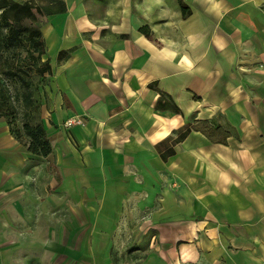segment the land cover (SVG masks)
I'll return each instance as SVG.
<instances>
[{
  "label": "crops",
  "instance_id": "0c3cea01",
  "mask_svg": "<svg viewBox=\"0 0 264 264\" xmlns=\"http://www.w3.org/2000/svg\"><path fill=\"white\" fill-rule=\"evenodd\" d=\"M63 1L40 31L67 154L0 118V264H264V0Z\"/></svg>",
  "mask_w": 264,
  "mask_h": 264
},
{
  "label": "trees",
  "instance_id": "16d2710c",
  "mask_svg": "<svg viewBox=\"0 0 264 264\" xmlns=\"http://www.w3.org/2000/svg\"><path fill=\"white\" fill-rule=\"evenodd\" d=\"M182 10L186 16L184 6ZM64 12L63 0H45V4L35 7V14L27 3L0 0V118L29 154L41 158L50 155L52 148L41 119L42 101L47 102L43 86L46 75H51V67L41 59L45 45L40 29L43 18ZM143 32L147 34L145 29ZM22 51L23 58L19 55ZM66 57L67 53H59L57 61ZM186 128L173 143L184 139L190 132ZM168 141L161 147L166 149ZM173 153L167 148L161 157L166 160Z\"/></svg>",
  "mask_w": 264,
  "mask_h": 264
},
{
  "label": "rangeland",
  "instance_id": "374dc122",
  "mask_svg": "<svg viewBox=\"0 0 264 264\" xmlns=\"http://www.w3.org/2000/svg\"><path fill=\"white\" fill-rule=\"evenodd\" d=\"M13 1L18 2V3H27L28 7L31 9L33 14H35V7L37 5L45 4V0H34L32 5L29 4L30 0H22V1L21 0H13ZM2 31H3V33H5L6 29H2ZM19 55H20L21 58H23V56H25V52L22 51ZM42 58L45 59V57H42ZM42 61H44V60H42ZM48 62H49V60H48ZM50 64L53 66L54 65V61L52 63H50ZM45 85H46L45 89L48 92V96H49V99H50V104L48 106V111H44V113H43V118H44L45 126H46V129H47L46 131L48 133L49 139L51 140V145H57L58 149L60 151L65 152L66 149H65V147H64V145L62 143V140L65 139L63 131H62V129H61V127L59 125L55 124L54 118H53L54 117V102H55V100L59 99V94H58L57 90L55 89V77H54V74L51 77H47L46 78ZM64 105H65V103H64ZM77 118L80 119L83 122L81 117H74L73 116V117L68 118L67 120H65L63 122L62 126L64 127V129H67V128L69 129L70 128V127L65 126V122L66 121L71 120V119H77ZM53 159H55V158H54V156L52 154L50 156V158L48 160H46V162H42V163H44L43 166H45L44 181H46V182H51L53 176H55V175L57 177V172L54 174L55 171L53 169L54 168V160ZM141 257H143L142 254H139L138 257H136L134 254L123 255V262H128V264H129V263H131L133 261L135 263Z\"/></svg>",
  "mask_w": 264,
  "mask_h": 264
},
{
  "label": "built area",
  "instance_id": "2783aa9c",
  "mask_svg": "<svg viewBox=\"0 0 264 264\" xmlns=\"http://www.w3.org/2000/svg\"><path fill=\"white\" fill-rule=\"evenodd\" d=\"M82 124V121L80 119H71V120H68L65 122V126L67 127H71V126H74V125H81Z\"/></svg>",
  "mask_w": 264,
  "mask_h": 264
}]
</instances>
